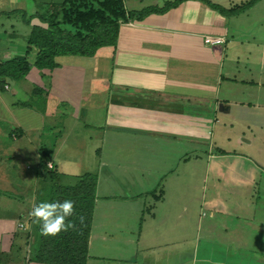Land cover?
I'll use <instances>...</instances> for the list:
<instances>
[{
	"label": "crops",
	"instance_id": "crops-1",
	"mask_svg": "<svg viewBox=\"0 0 264 264\" xmlns=\"http://www.w3.org/2000/svg\"><path fill=\"white\" fill-rule=\"evenodd\" d=\"M61 1L0 0V39L7 42L0 61L28 51L31 25L23 22L21 11L32 15ZM166 1L173 0H130V8L124 3L128 10H141ZM210 1L234 5V0ZM260 3L264 0L249 10L261 8ZM238 15L224 16L204 1L184 0L164 13L122 23L115 47H101L90 57H56L59 67L53 70L31 65L25 78L0 85V264H43L26 258V232L19 226L29 224L37 203L38 171L21 172L22 198L8 191L14 178L2 171L7 157L22 159L28 152L39 157L44 145L30 138L42 132L36 125L39 100L43 113L66 103L74 118L112 143L122 142L126 159L121 163L132 172L115 182L98 177L86 264H264V166L241 156L252 140L230 139L226 118L219 115L234 104L252 105L250 99H234L239 90L225 89L242 81L233 73L242 62L245 69H256L264 56V40L258 41L256 31L229 21ZM206 35L225 41L206 44ZM15 37L23 46H10ZM256 47L262 54L246 57ZM28 53L33 64L36 51ZM257 87L255 103L262 109L264 82ZM36 89L43 90L40 96ZM90 111L101 114L98 124L91 125ZM8 136L22 153H10L14 146ZM230 143L232 149L226 147ZM51 163L56 166L53 156ZM152 189L158 191L153 197ZM143 196L151 198L142 202ZM112 199L130 200L125 218L113 212L118 208L103 206L96 218L98 201Z\"/></svg>",
	"mask_w": 264,
	"mask_h": 264
},
{
	"label": "trees",
	"instance_id": "trees-1",
	"mask_svg": "<svg viewBox=\"0 0 264 264\" xmlns=\"http://www.w3.org/2000/svg\"><path fill=\"white\" fill-rule=\"evenodd\" d=\"M182 1L184 0L166 1L161 7L149 6L141 10H128L124 0H62L46 4L32 15L21 11L23 22L31 25L27 37L28 51L25 55L0 61V85H3L6 79L25 78L31 65L40 70H53L59 67L56 57H90L101 47H115L122 23L142 20L151 13H164ZM201 1L222 15L231 16L251 8L259 0H244L230 7L210 0ZM34 18L39 20L38 24L32 23ZM29 49L36 51L33 64L28 60ZM42 92V89L35 90L36 95ZM52 154V148H39L40 186L37 203L44 200H73L75 210L68 219L74 226L57 236H44L41 235L40 225L33 223V218L29 216L26 258L43 264H86L98 177L95 173L84 172L73 175L71 184L62 183L63 181L58 179L59 176H56L58 173L53 170L55 167L49 168L47 165L51 162ZM50 180L51 184L48 183ZM19 226L21 229L25 228L22 222ZM19 249L21 248H16L21 251Z\"/></svg>",
	"mask_w": 264,
	"mask_h": 264
},
{
	"label": "rangeland",
	"instance_id": "rangeland-1",
	"mask_svg": "<svg viewBox=\"0 0 264 264\" xmlns=\"http://www.w3.org/2000/svg\"><path fill=\"white\" fill-rule=\"evenodd\" d=\"M139 3H148L150 0H137ZM165 1V0H160ZM244 0H234V4H238ZM163 2H160L162 4ZM126 5L130 8L133 6L130 0H126ZM258 6L261 8L253 11V8L249 11H243L239 13L237 17L229 19L232 25L238 26L240 29H249L250 31H256L258 41L264 40V3H260ZM42 9V8H41ZM230 25L231 28H234ZM21 26V25H20ZM19 26V27H20ZM251 26V27H249ZM10 46H23V39L19 37L12 38L8 40ZM7 42L4 39H0V50L2 48L7 47ZM261 47L264 48V45ZM244 47L241 48V50ZM245 49V48H244ZM5 50V49H3ZM248 54L246 57H257V55L262 54V50L256 47V51H253L252 55L249 51H246ZM251 55V56H250ZM18 56V55H16ZM2 57L0 53V58ZM31 57V54H30ZM3 58V57H2ZM243 59V57H242ZM262 59L264 56L262 55ZM258 60V64H254L256 67L252 70L245 69V64H240L241 69L235 70L233 73L236 74V79L242 80L236 84H231L225 90L234 91L239 90L238 96H234V99L245 98L250 99L253 103L252 105H239L234 104L230 112L219 113L220 116L226 118L227 127L229 128V138L231 139L234 135H238L242 139L248 141L252 140L249 144H246V150H241V156L246 158H250V160L258 161L260 165L264 166V108H257L258 104L255 101H259L255 99V92L259 90L257 87V82H264V61ZM238 65V66H240ZM247 67H250L246 63ZM248 81V82H244ZM69 88L67 89V93H69ZM40 96V94H38ZM260 99V98H259ZM264 99V98H263ZM39 100L38 106L39 110L38 117L39 121L36 125L39 126V131L41 134H31L30 138L33 141H39L48 148L53 149V157L55 158V168L54 164L53 170L58 173L56 175L59 180H62V183L71 184L72 176L74 174H82L84 172H90L97 174L99 179L109 180V181H117L116 176H121V174H127L129 172L132 174L131 170H129L123 163L124 152L122 151V142L114 141L113 143L104 138L98 132L94 130L92 127H88L83 119L74 118V112L68 108L64 107L66 103H60V108H57L49 113H43L45 106ZM31 105V104H30ZM43 106V107H42ZM254 106L256 108H254ZM89 116L91 119H95L91 125H96L99 123L101 115L98 111L93 112L90 111ZM97 118V119H96ZM105 116L102 120L104 123ZM85 124V125H84ZM87 125V126H86ZM34 132V131H32ZM103 134V133H102ZM7 142L13 144L14 147L11 148V154H20L22 153L21 147L16 143L17 140H13L9 136L6 138ZM245 142V141H244ZM247 143V142H245ZM18 146V147H17ZM228 149L233 148V144L230 143L226 146ZM6 149V147H5ZM102 150V152H100ZM240 152V151H239ZM9 153V155H10ZM39 154V153H38ZM16 158L12 161L10 157H7V160L3 162L7 164V167H3L2 171L8 170L14 180L10 181L11 186H8V191L11 192L14 196L22 198L24 190H26V185L24 181L20 180L22 178L21 172L23 170L37 172L40 168L39 157L37 159L35 152L31 155V153H26L23 158ZM233 155L227 156L226 158H233ZM240 158V157H238ZM106 161V166H101L100 163ZM64 162V163H63ZM66 162H69L68 164ZM38 163V164H37ZM26 164L29 167H26ZM103 165V163H102ZM152 172H154L155 168H149ZM52 171V170H50ZM67 173V174H66ZM136 174V172H133ZM264 175V170L262 172ZM153 175V173H151ZM48 183H52V181H48ZM264 185V184H263ZM40 186V181H38L36 190H38ZM115 186L116 183H115ZM118 187V186H117ZM29 188V186H28ZM36 192V191H35ZM151 197L158 193V191L152 189L149 192ZM121 195H125L124 192L120 193ZM151 197H141L140 200L142 202L147 198L150 200ZM128 201L121 200H102L98 201L96 205V218L98 212L100 211V207H110V208H118L119 210L113 211L116 214H119L121 217L126 216L127 212L125 210V206L129 204ZM95 219V215H94ZM120 217H116V221L118 222ZM30 225V224H29ZM27 225L22 232H26Z\"/></svg>",
	"mask_w": 264,
	"mask_h": 264
},
{
	"label": "clouds",
	"instance_id": "clouds-1",
	"mask_svg": "<svg viewBox=\"0 0 264 264\" xmlns=\"http://www.w3.org/2000/svg\"><path fill=\"white\" fill-rule=\"evenodd\" d=\"M74 210L75 202L71 199L44 200L34 204L29 216L33 218V223L40 225L41 235L57 236L74 226L68 219Z\"/></svg>",
	"mask_w": 264,
	"mask_h": 264
},
{
	"label": "built area",
	"instance_id": "built-area-1",
	"mask_svg": "<svg viewBox=\"0 0 264 264\" xmlns=\"http://www.w3.org/2000/svg\"><path fill=\"white\" fill-rule=\"evenodd\" d=\"M225 41V39L222 36H212V35H206L204 37V42L206 44H210V45H217V44H221ZM49 168H52V164L48 163L47 164Z\"/></svg>",
	"mask_w": 264,
	"mask_h": 264
},
{
	"label": "water",
	"instance_id": "water-1",
	"mask_svg": "<svg viewBox=\"0 0 264 264\" xmlns=\"http://www.w3.org/2000/svg\"><path fill=\"white\" fill-rule=\"evenodd\" d=\"M229 109V108H227ZM219 110H223V104H219Z\"/></svg>",
	"mask_w": 264,
	"mask_h": 264
}]
</instances>
